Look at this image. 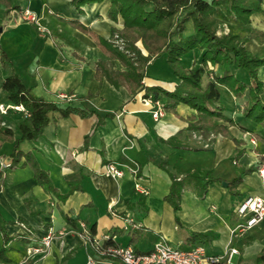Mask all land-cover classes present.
Wrapping results in <instances>:
<instances>
[{
	"label": "crops",
	"instance_id": "crops-1",
	"mask_svg": "<svg viewBox=\"0 0 264 264\" xmlns=\"http://www.w3.org/2000/svg\"><path fill=\"white\" fill-rule=\"evenodd\" d=\"M16 1L21 11L11 10L7 18H3L5 5H0V49L12 61L7 66L0 61V105H12L2 82L15 73L35 98L94 114L61 116L51 111L42 137L21 143L22 150L33 153L39 166L48 171L49 185L36 181L31 166L22 165L25 159L21 165L4 167L12 162V143L0 144V264H123L107 258L103 249L130 246L145 253L162 236L180 249L199 245L193 242L199 238L214 256L236 248L239 253L232 256L231 264L264 253V220L240 236L232 234L244 222L243 202L264 197L260 176L256 172L242 175L239 195L222 185L256 165L260 155L264 157V127L241 113L246 96L237 97L220 86L225 114L237 123L228 125V133L243 142L239 147L244 151L242 158L236 161L231 158L238 147L230 138L190 128L196 114L191 106L180 103L175 111L163 110V117L155 121L151 112L157 108L143 101L141 93L96 76L99 61L112 63L116 71L125 70L96 41L97 37L108 41L112 28L124 27L121 17L116 22L109 18V0L86 4L82 13L70 0ZM24 10L34 14L37 22L25 19ZM224 20L238 35H248L254 28L264 31V0L262 11L251 16L249 25L227 15ZM248 48L258 51L262 46L249 42ZM147 73L168 85L176 80L167 74L163 58L150 62ZM235 74L247 82L243 70ZM259 77L264 81V67ZM64 95L74 97L65 101ZM164 103L161 99V106ZM115 111L114 116H105ZM21 115L12 109L0 113V129L9 128L17 137ZM112 162L135 168L136 175L129 171L120 179L107 175L105 166ZM198 170L218 180L204 190L202 184L186 179L188 172ZM175 180L183 182L176 210L166 200ZM136 183L146 195L136 191ZM127 217L139 229L130 227ZM88 231L93 239L85 235ZM49 232L54 235L51 245L29 256L28 248L38 245ZM134 233L138 237L135 247L130 245Z\"/></svg>",
	"mask_w": 264,
	"mask_h": 264
},
{
	"label": "trees",
	"instance_id": "trees-1",
	"mask_svg": "<svg viewBox=\"0 0 264 264\" xmlns=\"http://www.w3.org/2000/svg\"><path fill=\"white\" fill-rule=\"evenodd\" d=\"M101 1L103 0H70L79 13H82L84 5ZM109 1V18L116 22L118 17H121L124 27L112 28L108 41L99 37L96 41L105 45L111 58L119 60L125 70L116 71L112 68V63L99 61L96 63V76H105L115 87L125 85L133 93L138 91L143 101L152 99L160 102L165 99L162 105L165 111H175L180 103L191 106L196 110V114L192 118L190 128L230 138L238 147L231 160L242 158L244 151L239 147L243 142L228 133V125L235 126L237 123L225 114L227 109L222 100L220 86L228 88L237 97L246 96V102L241 109L243 117L264 127V81L259 77V71L264 67V32L252 29L248 36L223 33L224 17L227 15L235 21L249 25L251 16L262 11L263 0ZM17 2L13 4L11 0H0L6 7L3 18H7L11 10L21 11ZM72 23L94 35L77 21ZM115 39L122 40V48L115 44ZM251 41L262 48L251 51L247 46ZM0 50L2 65H12L8 54L3 49ZM158 58L164 59L167 74L176 79L169 81V85L168 82L154 80L147 73L149 63ZM210 66L217 67L218 70H210ZM237 69L245 72L247 82L240 80L235 74ZM210 73L213 78H210ZM145 79L149 81L147 84ZM2 88L7 92L12 105L22 106L25 110L21 113L16 127L17 137L9 128L0 129V144L6 141L12 143V162L9 168L21 165L22 159H25L22 165L31 166L36 181L40 185H49L48 171L39 166L33 153L22 150L21 143L42 137L51 111H58L61 116L78 114L81 117H88L94 112L70 105L61 107L55 102L35 98L30 88L15 73L3 80ZM115 114L116 111L108 112L105 116ZM99 121L101 122V117ZM263 162L264 157L260 155L256 165L243 169L237 177L229 180L230 193L239 195L242 175L257 172ZM186 179L202 184L204 190L210 183L218 180L212 178L210 172L199 170L188 172ZM182 187L183 182L173 181V191L166 197V200L174 204L175 210L178 208V191ZM92 234L88 231L85 235L93 239ZM135 236L134 233L130 244L134 247L138 239ZM4 238L6 239V235ZM193 242L205 243L199 238H195ZM108 247L116 245H108L105 249ZM105 256L115 259L106 254ZM215 264L226 263L218 261ZM242 264H264V253L250 261H243Z\"/></svg>",
	"mask_w": 264,
	"mask_h": 264
},
{
	"label": "built area",
	"instance_id": "built-area-1",
	"mask_svg": "<svg viewBox=\"0 0 264 264\" xmlns=\"http://www.w3.org/2000/svg\"><path fill=\"white\" fill-rule=\"evenodd\" d=\"M22 13L25 19H29L31 22H37L36 16L29 10H24ZM210 70H216V68L210 66ZM210 78H213L212 73H210ZM73 97L74 95H64L62 96V100L66 101ZM147 100L150 103L155 104L157 109L152 111L151 115L155 121H159L164 115L160 102L152 101V99ZM9 109L20 113L25 111L22 106L0 105V113L5 114ZM8 166H10L9 163L4 165V167ZM126 171H129L131 176H135L137 172L135 168L115 162L109 163L105 166V173L116 179L123 178ZM256 173L260 176L264 189V162L259 166ZM135 189L141 195L147 194V191L140 185V183L135 184ZM240 214L241 217L244 218V222L240 223L232 230V234L236 237L242 235L245 231L252 229L264 220V197L254 196L246 199L241 206ZM126 221L129 223L130 227L138 228L140 226L139 224H136L132 218L127 217ZM104 238L108 239L109 236H105ZM53 240L54 235L52 232H49L41 239L38 245L30 246L28 248V255L32 256L42 253L51 245ZM103 252L104 254L121 261L123 264H215L218 263V261L231 264L232 256L239 253L236 248H230L223 255L214 256L210 255L205 246L201 244L194 245L189 249H180L170 245L163 236L158 239L153 249L149 252L138 253L130 246L108 247L103 250Z\"/></svg>",
	"mask_w": 264,
	"mask_h": 264
},
{
	"label": "rangeland",
	"instance_id": "rangeland-1",
	"mask_svg": "<svg viewBox=\"0 0 264 264\" xmlns=\"http://www.w3.org/2000/svg\"><path fill=\"white\" fill-rule=\"evenodd\" d=\"M12 1V3L14 4L15 3V0L13 1V0H11ZM2 3H0V5H1ZM2 5H4V4H2ZM251 20V19H250ZM226 24H224V32L223 33H228V34H236L233 30H232V27L230 26V24L227 22V20H226V22H225ZM228 23V24H227ZM244 25V24H243ZM255 29V28H254ZM257 30H259V29H257ZM259 31H262V32H264L263 30H259ZM238 35V34H237ZM249 35V34H248ZM248 35H244V34H240V36H248ZM122 40H117V39H115L114 40V42H115V44L117 45V46H119L120 48H122L123 47V45H122V42H121ZM253 44H256L257 46H260V45H258L256 42H254V41H251ZM249 43V42H248ZM248 43H247V46H248ZM261 47V46H260ZM216 70H218V68L216 67ZM149 71V70H148ZM150 72V71H149ZM151 73V72H150ZM24 228V230L26 231L27 230V228H26V226L23 224L22 225V229Z\"/></svg>",
	"mask_w": 264,
	"mask_h": 264
},
{
	"label": "water",
	"instance_id": "water-1",
	"mask_svg": "<svg viewBox=\"0 0 264 264\" xmlns=\"http://www.w3.org/2000/svg\"><path fill=\"white\" fill-rule=\"evenodd\" d=\"M222 185L227 187L228 186V183L227 182H222Z\"/></svg>",
	"mask_w": 264,
	"mask_h": 264
}]
</instances>
